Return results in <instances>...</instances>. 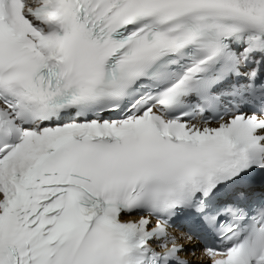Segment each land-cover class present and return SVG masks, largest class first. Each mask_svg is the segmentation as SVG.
<instances>
[{
    "label": "snow or ice",
    "instance_id": "obj_1",
    "mask_svg": "<svg viewBox=\"0 0 264 264\" xmlns=\"http://www.w3.org/2000/svg\"><path fill=\"white\" fill-rule=\"evenodd\" d=\"M0 264H264V0H0Z\"/></svg>",
    "mask_w": 264,
    "mask_h": 264
}]
</instances>
